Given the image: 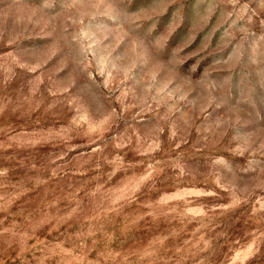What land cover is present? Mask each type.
<instances>
[{"label": "rangeland", "instance_id": "1", "mask_svg": "<svg viewBox=\"0 0 264 264\" xmlns=\"http://www.w3.org/2000/svg\"><path fill=\"white\" fill-rule=\"evenodd\" d=\"M0 264H264V0H0Z\"/></svg>", "mask_w": 264, "mask_h": 264}]
</instances>
